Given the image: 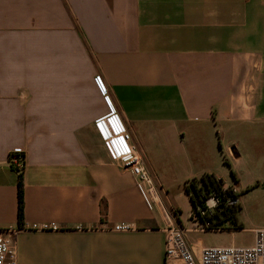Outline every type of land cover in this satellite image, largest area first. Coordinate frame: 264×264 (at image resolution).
I'll use <instances>...</instances> for the list:
<instances>
[{
	"label": "crops",
	"instance_id": "obj_1",
	"mask_svg": "<svg viewBox=\"0 0 264 264\" xmlns=\"http://www.w3.org/2000/svg\"><path fill=\"white\" fill-rule=\"evenodd\" d=\"M107 116L155 199L113 158L97 125ZM12 153L25 159L23 227L57 226L16 232L17 264H183L166 260L168 220L199 257L204 230L181 220L167 169L234 187L239 217H259L231 230L255 234L264 0H0V232L19 228Z\"/></svg>",
	"mask_w": 264,
	"mask_h": 264
},
{
	"label": "built area",
	"instance_id": "obj_2",
	"mask_svg": "<svg viewBox=\"0 0 264 264\" xmlns=\"http://www.w3.org/2000/svg\"><path fill=\"white\" fill-rule=\"evenodd\" d=\"M113 119V118H112ZM103 138L113 158L120 162L141 184L147 185V193L155 199L151 176L144 166L141 156L133 146L129 145L130 134L112 122L110 117H105L97 122ZM10 163L17 171L25 167L23 153H12ZM197 202L194 210L195 219L199 221L198 229L207 230L220 228L216 225L215 214H220L224 208L235 207L239 204L237 190L225 184L221 192L213 191L209 196ZM31 228L35 230L57 229L54 223L33 224L16 230L9 229L0 232V264H17L14 236L19 230ZM134 226L120 223L114 226L115 230L128 231ZM166 234V260H180L183 264H264V228L255 231V239L251 245H219L203 247L200 256L196 257L189 247L185 236V228L168 220L164 229Z\"/></svg>",
	"mask_w": 264,
	"mask_h": 264
},
{
	"label": "rangeland",
	"instance_id": "obj_3",
	"mask_svg": "<svg viewBox=\"0 0 264 264\" xmlns=\"http://www.w3.org/2000/svg\"><path fill=\"white\" fill-rule=\"evenodd\" d=\"M165 173L169 184L164 187L169 191L170 199L181 208V220L183 223L191 224L195 216L193 203L189 197V194L185 190V182L187 180L181 176L178 171L173 169H167L165 170ZM258 217L259 216L257 215L252 216L245 213L243 218H241L239 217L238 211L237 218L239 221L237 223L229 219L224 223L225 225L223 227L204 230L201 233H197V236L203 239V243L206 245V247L219 245H251L254 242V232L248 230L247 228L237 230L231 229H234L235 226L239 225H242V227H251V224L257 222L256 219ZM219 226H221V224H219ZM224 227L226 228L223 229Z\"/></svg>",
	"mask_w": 264,
	"mask_h": 264
},
{
	"label": "trees",
	"instance_id": "obj_4",
	"mask_svg": "<svg viewBox=\"0 0 264 264\" xmlns=\"http://www.w3.org/2000/svg\"><path fill=\"white\" fill-rule=\"evenodd\" d=\"M226 164L228 162L224 160ZM224 183L221 179L217 178L214 174L205 173L200 177H195L189 179L185 182V190L189 194V197L193 203L194 210L196 209L197 202L202 201V198L205 196H209L213 191L221 192V187ZM17 198H18V206H17V218H18V227H23L24 220V178H23V170L18 172L17 179ZM238 206L235 207H227L222 210L219 214H215L216 225L221 224L220 228L223 227L226 220H232L237 223V212ZM223 217V218H222ZM234 228H242L241 225L235 226Z\"/></svg>",
	"mask_w": 264,
	"mask_h": 264
}]
</instances>
